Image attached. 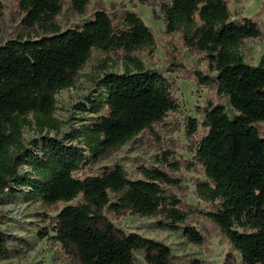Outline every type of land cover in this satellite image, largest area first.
I'll return each mask as SVG.
<instances>
[{
	"label": "trees",
	"instance_id": "16d2710c",
	"mask_svg": "<svg viewBox=\"0 0 264 264\" xmlns=\"http://www.w3.org/2000/svg\"><path fill=\"white\" fill-rule=\"evenodd\" d=\"M63 2L18 0L20 26L43 35L0 46V198L14 193L44 207L76 200L56 211L51 228L58 242L73 249L79 264H134L135 250L143 252L147 264H171L166 246L120 233L108 217L127 212L159 217V228H181L188 242L203 245V235L187 224L188 211L167 189L178 186L176 177L143 165L137 167L139 179L130 178L121 166L78 176L89 159L98 163L178 110L172 82L146 71L137 56L139 51L151 55L153 33L130 10L113 18L100 9L80 26L62 30L56 17ZM89 3L70 0V7L83 16ZM153 17L162 20L165 36L176 37L190 54L203 55L213 75L196 71L198 83L213 84L231 110L221 104L203 110L206 133L193 158L206 178L197 185L198 195L212 209L201 214L242 264H264V136L258 127L264 124V57L250 65L241 53L244 41L261 40L264 32L251 20H234L226 0H163ZM93 51L107 60L120 56L123 72L99 78L102 92L88 99L92 117L86 124L64 140L48 135L59 130L55 95L75 85ZM196 126L188 121L190 136ZM26 127L40 134L28 147L23 141ZM162 158L167 163L165 154ZM166 165L177 170L175 163ZM6 244L7 237L0 234V260L9 256Z\"/></svg>",
	"mask_w": 264,
	"mask_h": 264
},
{
	"label": "rangeland",
	"instance_id": "374dc122",
	"mask_svg": "<svg viewBox=\"0 0 264 264\" xmlns=\"http://www.w3.org/2000/svg\"><path fill=\"white\" fill-rule=\"evenodd\" d=\"M17 1L0 0V46L8 40L43 35L38 29L27 30L20 26L22 16L17 10ZM145 1L149 4H142L140 0H90L86 14L79 16L72 12L70 0H64L62 12L56 17L59 27L65 30L90 20L98 9L105 10L113 18L125 10L134 12L154 36L151 55L139 51L137 56L146 71H156L172 82V96L178 105L177 111L168 113L160 123L153 124L130 142L108 153L98 163L89 159L78 176L96 175L103 169L115 166H121L132 179L140 178L137 174L140 165L170 172L179 182L178 186L167 189L188 211L187 224L203 235L204 244L200 246L188 242L181 228H159L157 222L161 218L154 216L127 212L117 218L108 217L114 229L123 234H137L166 246L170 250L171 264H242L239 254L231 250L225 237L201 214L210 211L212 205L198 195L197 185L206 178L193 158L197 143L206 133L202 125L204 108L209 104H221L226 112L231 113L229 104L223 95L217 94L213 84L198 83L196 71L202 75H213L207 72L203 55L190 54L176 37L163 34L162 20L153 17L154 14L159 15V5L163 0ZM226 1L234 20H251L264 32V0ZM241 53L246 63L256 65L264 57V38L244 41ZM101 66H105V69ZM122 72L120 56L111 55L107 60L104 55L93 51L90 60L79 72L75 85L55 95L54 119L59 130L57 133L50 131L48 135L64 140L71 131L86 124L92 117L87 110V101L102 92L97 86L99 78L104 73ZM82 105L86 110H82ZM189 120L197 124L193 136L187 133ZM258 127L264 136V124ZM39 137V132L33 127L23 129L26 147ZM162 154H165L167 163L176 164L174 167L177 170L163 163ZM75 202H59L52 207H44L25 202L17 194L6 193L0 198V234L7 237L9 256L0 260V264H79L73 249L58 242L51 228L56 211ZM132 254L134 264H147L141 250H135Z\"/></svg>",
	"mask_w": 264,
	"mask_h": 264
}]
</instances>
